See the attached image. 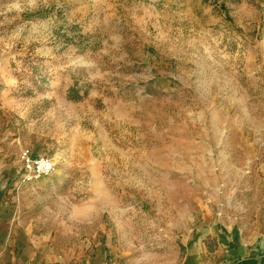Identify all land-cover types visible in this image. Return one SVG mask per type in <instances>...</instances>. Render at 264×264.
<instances>
[{
  "label": "rangeland",
  "instance_id": "obj_1",
  "mask_svg": "<svg viewBox=\"0 0 264 264\" xmlns=\"http://www.w3.org/2000/svg\"><path fill=\"white\" fill-rule=\"evenodd\" d=\"M23 150L54 164L37 212L114 264L264 251V0H0V159Z\"/></svg>",
  "mask_w": 264,
  "mask_h": 264
},
{
  "label": "crops",
  "instance_id": "obj_2",
  "mask_svg": "<svg viewBox=\"0 0 264 264\" xmlns=\"http://www.w3.org/2000/svg\"><path fill=\"white\" fill-rule=\"evenodd\" d=\"M18 167L0 159V264H114L104 237H81L76 226L47 222L37 212ZM240 262L264 264V251Z\"/></svg>",
  "mask_w": 264,
  "mask_h": 264
},
{
  "label": "built area",
  "instance_id": "obj_3",
  "mask_svg": "<svg viewBox=\"0 0 264 264\" xmlns=\"http://www.w3.org/2000/svg\"><path fill=\"white\" fill-rule=\"evenodd\" d=\"M22 170L19 176L21 182L36 180L48 175L54 167L51 158L43 155L34 156L28 150L20 155Z\"/></svg>",
  "mask_w": 264,
  "mask_h": 264
}]
</instances>
